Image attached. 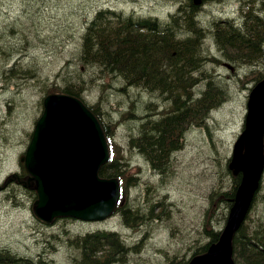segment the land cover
Returning <instances> with one entry per match:
<instances>
[{"label":"trees","instance_id":"16d2710c","mask_svg":"<svg viewBox=\"0 0 264 264\" xmlns=\"http://www.w3.org/2000/svg\"><path fill=\"white\" fill-rule=\"evenodd\" d=\"M202 8L191 0H181L164 21L113 9H97L85 17L81 34L70 51L63 43L58 52L50 54L60 67L49 71L39 67L36 57L29 52L31 44H48V39L35 27L36 20L27 19L30 25L25 26L21 19L7 16L0 9V17H3L0 22V89L9 93L33 87L34 111L37 112L34 123L42 113L43 99L47 95L63 92L84 101L101 122L108 140L110 160L99 173L101 177L120 181L122 193L114 215L128 228L147 227L154 218L160 219L166 214V205L160 199H151L147 186L138 198H128L132 177L127 175V163L113 148L117 124L128 127L130 148L138 151L154 172L167 177L172 175L173 155L181 148L187 130L195 126L209 130L206 122L211 112L231 96L230 82L226 78H230L233 71L226 67L229 76L224 78L214 69L215 64L226 61L235 69V75L241 70L243 77L240 74L236 78L242 89L264 78V0H240L238 21L207 22ZM210 39L219 58L211 52ZM100 87L106 92L95 104L88 103L85 92ZM115 91L125 94L126 102L120 101L115 112H102L108 96ZM17 101L12 96L7 100L6 113H14ZM120 103L126 105L124 111H119ZM118 116L121 117L115 121ZM31 136L32 132L29 139ZM20 166L21 172L9 180L5 190H11L14 183L22 185L21 181L28 179L24 164ZM227 172L231 176L228 186L214 188L212 185L206 196L204 213L190 235L189 252L165 254L162 264H187L190 255L203 253L218 241L241 180V174H234L229 167ZM262 188L263 184L255 194L245 223L234 236L236 264H264V217L259 219L252 214L260 198L264 199V191L259 197ZM19 189L37 199L33 186ZM72 237L62 242L74 264H133L136 254L140 253V243L128 247L118 233L97 231ZM49 263L40 255L31 257L9 248L0 249V264Z\"/></svg>","mask_w":264,"mask_h":264},{"label":"rangeland","instance_id":"374dc122","mask_svg":"<svg viewBox=\"0 0 264 264\" xmlns=\"http://www.w3.org/2000/svg\"><path fill=\"white\" fill-rule=\"evenodd\" d=\"M178 1L1 0L0 9L7 16L21 19L25 26L30 25L28 20H36L35 27L48 39V44H31L29 52L36 57L39 67L49 71L60 67L49 57L50 54L58 52L63 43L64 48L70 51L81 34L80 27L85 17L95 10L111 8L127 14L135 11L140 16L158 17L164 21L170 11L175 10ZM202 10L207 22L226 19L238 21L241 17L240 0L207 1ZM2 20L3 17H0V22ZM208 45L218 57L211 39ZM225 63L223 61L214 66L224 78L229 76ZM241 73L238 70L237 75ZM237 75L233 72L230 78H226L230 82L231 96L211 112L206 122L209 130L205 126H195L185 133L182 147L173 155L170 176L153 172L144 157L130 148L126 124L120 123L115 127L113 148L127 163V175L132 177L127 190L128 198H138L147 186L151 199H160L166 205V214L160 219L154 218L150 225L141 229L124 226L116 215L103 222L62 219L54 225L45 226L33 212L36 199L19 189L24 188L22 185L14 183L10 186L11 190H5L12 175L21 172L20 158L29 144V133L33 130L37 112L34 111L36 93L33 87L9 93L0 89V249L9 248L14 253L31 257L40 255L49 264H74L62 241H66L67 237L72 239L74 235L110 230L119 231L131 246L144 239L133 264H162L165 254L188 253L193 226L199 223L198 219L204 213L211 186L225 187L231 180L227 172L229 160L233 145L244 130L248 95L255 85V82H251L247 84L248 88H240L242 84ZM104 91L101 87L94 88L91 92L86 91L84 96L88 103L95 104ZM130 94L133 95V92ZM11 96L18 103L15 104L14 113H6V102L11 100ZM108 99L102 112H115L120 101L126 102L125 94L119 91L111 93ZM124 103L119 104L122 105L119 111H124ZM120 117H116L115 121ZM136 183L139 184L134 186ZM263 191L264 181L259 197ZM252 214L259 219L264 217V199L260 198ZM58 234L59 238L56 237Z\"/></svg>","mask_w":264,"mask_h":264},{"label":"water","instance_id":"95a60500","mask_svg":"<svg viewBox=\"0 0 264 264\" xmlns=\"http://www.w3.org/2000/svg\"><path fill=\"white\" fill-rule=\"evenodd\" d=\"M201 4L203 0H193ZM25 157L37 183L36 214L45 222L58 217L87 221L107 218L120 195L116 179H104L99 169L109 149L97 117L76 97L54 94L44 100ZM246 128L234 146L231 169L242 173L222 236L206 254L190 264H235L234 234L243 224L264 173V80L254 87L247 103Z\"/></svg>","mask_w":264,"mask_h":264},{"label":"bare ground","instance_id":"6f19581e","mask_svg":"<svg viewBox=\"0 0 264 264\" xmlns=\"http://www.w3.org/2000/svg\"><path fill=\"white\" fill-rule=\"evenodd\" d=\"M104 179H116L119 182V180L117 178H104ZM120 189H121V187H120ZM119 200H120V197L118 199V202H119ZM118 202H117V204H118ZM117 204H116L114 210L112 211V213L107 217V219L110 218V217H112L114 215V211H115V209L117 207Z\"/></svg>","mask_w":264,"mask_h":264},{"label":"flooded vegetation","instance_id":"af4514ba","mask_svg":"<svg viewBox=\"0 0 264 264\" xmlns=\"http://www.w3.org/2000/svg\"><path fill=\"white\" fill-rule=\"evenodd\" d=\"M181 144L183 145V139H182V141H181ZM182 147V146H181ZM160 174V173H159ZM161 175V174H160Z\"/></svg>","mask_w":264,"mask_h":264}]
</instances>
